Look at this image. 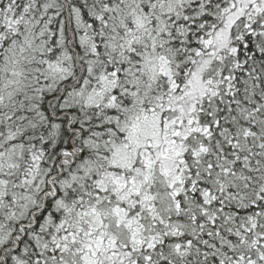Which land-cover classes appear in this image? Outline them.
<instances>
[{"label": "snow or ice", "instance_id": "obj_1", "mask_svg": "<svg viewBox=\"0 0 264 264\" xmlns=\"http://www.w3.org/2000/svg\"><path fill=\"white\" fill-rule=\"evenodd\" d=\"M0 264H264V0H0Z\"/></svg>", "mask_w": 264, "mask_h": 264}]
</instances>
